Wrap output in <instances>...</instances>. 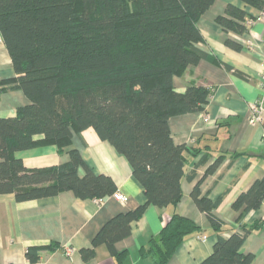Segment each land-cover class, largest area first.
Returning <instances> with one entry per match:
<instances>
[{
    "label": "trees",
    "instance_id": "trees-1",
    "mask_svg": "<svg viewBox=\"0 0 264 264\" xmlns=\"http://www.w3.org/2000/svg\"><path fill=\"white\" fill-rule=\"evenodd\" d=\"M215 0H0V30L16 71L13 79L0 80V90L22 89L31 102L14 117H0V194L13 193L18 201L73 191L77 197L104 198L115 192V180L96 173L78 148L59 165L29 168L16 153L39 143L62 150L74 135L94 128L126 156L134 176L144 187L146 201L109 219L97 232L92 246L81 249L90 260L105 244L126 264L127 251L116 243L132 233V224L150 205H177L182 199V179L189 160L187 144H176L170 118L206 110L213 88L189 85L184 92L174 86L175 76L207 57L198 43L204 36L201 15ZM264 8V0H242ZM254 17L228 4L217 18L226 31L243 34ZM235 50L242 45L230 38ZM44 135L35 139L36 135ZM245 154L235 152L234 157ZM227 154L219 153L206 174L214 172ZM204 157L202 163L207 161ZM85 170L80 175V169ZM201 178L191 191L217 234L212 253L199 264H252L255 254L243 246L264 220L252 224L244 217L264 201V176L256 179L232 203L239 211L238 229L229 236L213 200L201 190ZM202 231L192 218L174 213L164 222L144 256L154 264H168L185 238ZM54 245L29 247L32 262Z\"/></svg>",
    "mask_w": 264,
    "mask_h": 264
},
{
    "label": "crops",
    "instance_id": "crops-1",
    "mask_svg": "<svg viewBox=\"0 0 264 264\" xmlns=\"http://www.w3.org/2000/svg\"><path fill=\"white\" fill-rule=\"evenodd\" d=\"M228 4H234L255 19L243 34L226 31L217 18ZM258 8L242 0H215L201 15L198 26L204 41L198 46L207 57L189 65L183 74L175 76L176 91L184 92L192 84L213 88L206 110L170 118V129L176 144H187L189 160L182 179L183 196L177 205H150L142 217L132 224V233L116 243L118 251H127L126 264H154L151 256L142 255L151 239L159 234L164 222L174 213L194 219L202 231L185 238L168 264H199L208 257L217 239L210 219L194 202L191 191L203 178L201 190L213 200L221 199L214 210L228 229H238L240 212L232 207L235 199L258 178L264 176V124L249 121L250 105L262 92L264 69V20ZM230 38L242 45L235 50L226 44ZM16 71L6 44L0 43V80L13 79ZM2 86H0L1 88ZM31 102L22 89L0 90V117H14L19 107ZM44 135H36L41 139ZM78 148L96 173L110 175L128 200L115 198L82 199L73 191L33 200L18 201L13 193L0 194V264H116L107 245L96 248V255L85 261L82 248L92 246L100 228L113 216L137 208L146 201L144 187L134 176L126 156L108 141L100 139L94 128L75 134L70 146L62 150L56 144L39 143L20 151L29 168L62 164L70 159L69 150ZM235 152L245 154L234 157ZM219 153L227 154L218 168L205 175ZM204 157H208L202 163ZM85 170L80 169V175ZM264 220V201L250 211L244 221L252 224ZM54 245L41 252L39 261L27 257L29 247ZM252 252V264H264V228L253 231L243 246Z\"/></svg>",
    "mask_w": 264,
    "mask_h": 264
},
{
    "label": "built area",
    "instance_id": "built-area-1",
    "mask_svg": "<svg viewBox=\"0 0 264 264\" xmlns=\"http://www.w3.org/2000/svg\"><path fill=\"white\" fill-rule=\"evenodd\" d=\"M261 18L264 20V12L261 14ZM252 23L253 21L249 22V24ZM3 42L4 39L0 30V43ZM261 88H262L261 95L250 105L249 121L254 125L264 124V69L261 75ZM110 196L120 202H126L128 200L127 195L122 193L120 190H116Z\"/></svg>",
    "mask_w": 264,
    "mask_h": 264
}]
</instances>
